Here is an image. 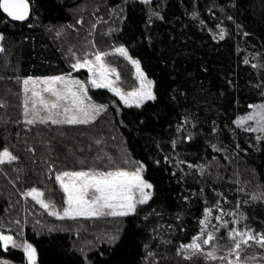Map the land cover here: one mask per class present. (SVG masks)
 I'll list each match as a JSON object with an SVG mask.
<instances>
[{
	"label": "trees",
	"instance_id": "obj_1",
	"mask_svg": "<svg viewBox=\"0 0 264 264\" xmlns=\"http://www.w3.org/2000/svg\"><path fill=\"white\" fill-rule=\"evenodd\" d=\"M29 2L24 23L0 9V151L17 157L0 164L4 235L31 244L35 264H227L220 257L233 229L264 234V136L236 123L264 103V0ZM121 47L153 82L155 100L126 106L94 89L106 106L96 121L27 123L23 80L72 73L97 53H107L122 89L135 88L133 66L115 54ZM141 166L151 198L117 223L61 220L28 195L35 188L62 209L57 175ZM208 233L215 239L203 254L181 248ZM250 242L244 257L264 262V248ZM0 262L31 264L2 241Z\"/></svg>",
	"mask_w": 264,
	"mask_h": 264
},
{
	"label": "snow or ice",
	"instance_id": "obj_2",
	"mask_svg": "<svg viewBox=\"0 0 264 264\" xmlns=\"http://www.w3.org/2000/svg\"><path fill=\"white\" fill-rule=\"evenodd\" d=\"M144 2L149 3L150 0H144ZM0 9L15 21H24L30 14L29 0H0ZM220 38L223 39V34H221ZM2 39L3 37L0 36V40ZM0 51H3V48H0ZM115 51L121 56L128 57V52L123 47L117 48ZM106 55L107 53H97L95 54V63L85 58L82 63L77 61V63L73 64L72 68H87L89 72L93 73L90 81L93 87L109 88L128 106L135 104L139 107L144 100L156 99L151 90L152 82L147 81V78L140 70L139 61L131 59V57L128 58L136 66L141 81L140 90L125 95L119 88L113 87L114 82L108 79L109 69L106 68L103 61V57ZM97 72L99 73V78L96 77ZM40 84H43L44 87L38 90ZM57 85H61V87H57ZM23 86L25 94L31 92V96H26L24 101L25 116L30 111L28 107L29 100L32 101L31 111L34 113L32 118L27 120L28 124H34L36 122L41 124L51 122L54 125L88 124L95 119L96 114H99L106 107L92 103L85 104L86 99L90 100V97H87L85 84L82 81L70 78V75L69 77L56 76L43 80L29 78L23 80ZM42 92L50 93L51 97H54L55 100H46L42 96ZM63 101H70V104L66 106L62 103ZM37 104L42 105L43 110L47 112L46 116L40 115V110L36 108ZM251 107L258 108V113L242 117L236 121L237 125L243 126L248 120H256L257 127L246 130L264 132V104ZM57 109L60 110L56 111ZM257 116L259 117L258 119ZM16 159L17 157L7 149L0 151V164L5 162L11 163ZM142 168L143 166L131 173L123 170L99 173L79 171L64 172L57 175L56 180L59 181L64 193L67 194L65 201L67 206L62 209H57L55 204L45 202V200L41 199L43 193L35 188L28 192V195L36 200L42 208L47 210L49 215L61 220H75L78 217H123L134 213L137 204L147 203L151 198L150 192L146 191V189H151L152 185L143 179L141 175ZM65 178H67V181H65ZM90 191L91 195H89ZM137 192L139 193V198L136 197ZM202 223H206V221H202ZM0 229H2V225H0ZM201 233H204L203 228L201 229ZM229 235L233 241H236L232 248L229 249V255H235L236 257L232 264H240L242 244L248 245L249 241H254L261 248H264V234L254 236L251 231L238 232L233 229ZM237 236L240 237L239 240H236ZM199 239V237H196L192 243L181 245V248L191 250L192 255H196L197 253L203 254L201 243L198 242ZM214 239L215 236L212 233H208L207 239L203 240V244H209ZM0 241L3 242L4 250H7L10 244L13 247L17 246L13 237L11 235H4L2 231H0ZM23 250L27 253L31 264H35L36 249L31 244H24ZM206 255L212 259L217 258L215 251L208 252ZM220 259H227V257H220ZM0 264H6V262H0Z\"/></svg>",
	"mask_w": 264,
	"mask_h": 264
},
{
	"label": "rangeland",
	"instance_id": "obj_3",
	"mask_svg": "<svg viewBox=\"0 0 264 264\" xmlns=\"http://www.w3.org/2000/svg\"><path fill=\"white\" fill-rule=\"evenodd\" d=\"M140 1H142V2H144V0H140ZM150 2H152V0H150ZM149 2V3H150ZM145 3V2H144ZM0 36H1V34H0ZM1 42H2V40H0V48H2V45H1ZM124 48V47H123ZM115 54H118V55H120L118 52H116L115 51ZM125 59H127L128 61H129V63L133 66V69H134V78H135V80H136V84H137V86L135 87V88H133V89H131V90H124V89H122V87H121V78H120V76H119V72H118V70L116 69V68H114V67H112V66H110V65H108L106 62H105V60H104V57H103V61H104V64H105V66H106V68L107 69H109V75H108V79L109 80H111V81H113L114 83H113V87H116V88H119L120 90H121V92L122 93H124L125 95L127 94V93H130V92H133V91H138V90H140V87H141V81H140V78H139V75H138V73H137V70H136V66L131 62V60L128 58V57H130L129 56V54H128V57H125V56H123ZM85 59V58H84ZM88 60H91V61H93L94 63H95V57H93V58H87ZM131 59H133L132 57H131ZM135 60V59H134ZM84 60H82V61H80L81 63L83 62ZM137 61V60H136ZM140 65V64H139ZM140 70L143 72V70H142V68H141V66H140ZM81 71H85L86 72V74H81L80 72ZM143 74L145 75V77L147 78V81H151L147 76H146V74L143 72ZM69 75H70V78H72V79H76V80H79V81H82L84 84H85V87L87 88V97H90V100H88V99H86L85 100V104H89V103H92V104H95V105H100L99 103H97V102H95L92 98H91V96H90V92H91V90H94V89H100V88H96V87H93L92 86V84H91V78L93 77V73L92 72H89L88 70H87V68H79V69H74V71L72 72V73H69V74H65V75H60V76H65V77H69ZM56 77V76H55ZM96 77L97 78H99V73L97 72L96 73ZM48 78H50V77H48ZM29 79V78H28ZM31 79H35V80H43V79H46V78H31ZM152 82V81H151ZM23 82H22V91H23ZM43 87H44V85L43 84H40L39 85V89L38 90H41V89H43ZM57 87H61V85H57ZM103 89H108V90H110L109 88H103ZM75 90V89H74ZM152 92H153V94H154V85H153V82H152ZM111 91V90H110ZM114 95H116L113 91H111ZM23 94H24V99H23V102L25 101V99H26V96H31V92H29V93H27V94H25L24 93V91H23ZM42 96L46 99V100H55V98L54 97H51V95H50V93H45V92H42ZM117 96V95H116ZM118 98H119V100L121 101V103L123 104V105H126L121 99H120V97L119 96H117ZM147 101H149V100H144L141 104H140V106L143 104V103H145V102H147ZM64 105H69L70 104V101H63L62 102ZM264 104V103H263ZM259 105H261V104H258V105H255V106H259ZM126 106H128V105H126ZM132 106H136L135 104H132ZM23 107H24V105H23ZM28 107H29V109H30V111H29V113L28 114H30L28 117H29V119H31L32 118V116H33V112L31 111V109H32V101L31 100H29V102H28ZM36 108L37 109H39L40 110V115L41 116H46L47 115V112L46 111H44L43 110V108H42V105H39V104H37L36 105ZM60 109H57L56 111H59ZM105 110V108L104 109H102L100 112H99V114H96L95 115V119L94 120H92L90 123H92V122H94V121H96L97 120V118L100 116V114L103 112ZM25 111V110H24ZM258 108H254V107H252V111H251V113L250 114H253V113H258ZM247 117V116H246ZM62 118V117H61ZM259 117L257 116V119H258ZM89 124V123H88ZM245 125H248V126H250L251 128H255V127H257V121L256 120H248V121H246L245 123H244ZM258 132V131H257ZM263 136H264V132H261V131H259ZM110 171H117V170H110ZM123 171H127V172H129V173H131V172H134V171H136V170H134V171H130V170H123ZM85 172H92V171H85ZM99 172H101V171H99ZM99 172H97V173H99ZM104 172H108V171H104ZM141 175H142V177H143V169H142V171H141ZM143 179H144V177H143ZM145 180V179H144ZM65 181H67V178H65ZM147 182V181H146ZM148 183V182H147ZM39 191V190H38ZM146 191H148V192H150V194H152V188L151 189H146ZM39 192H41V191H39ZM89 195H91V191L89 192ZM30 198H32L31 196H29ZM136 197L137 198H139V193L137 192L136 193ZM67 198V194L65 193V199ZM33 199V198H32ZM41 199H43V196L41 197ZM34 200V199H33ZM44 200V199H43ZM35 202H36V200H34ZM66 201V200H65ZM149 201V200H148ZM147 201V202H148ZM37 203V202H36ZM38 204V203H37ZM39 205V204H38ZM140 205H142V204H137V207L138 206H140ZM40 206V205H39ZM67 205L65 204V206L64 207H66ZM41 207V206H40ZM137 207H136V209H137ZM131 214H133V213H130L129 215H131ZM55 217V216H54ZM109 217H111V216H109ZM55 218H57V217H55ZM98 218H100V217H98ZM112 219H113V223H117V221L115 220V218H118L117 220H119L120 218L122 219V217H111ZM77 219H82V220H85V219H91V218H84V217H78ZM92 219H94V218H92ZM63 220H66V219H63ZM67 220H72V219H67ZM72 224H75V223H73L74 221H70ZM225 224L226 223H222V225L221 226H225ZM69 227V226H68ZM107 228H110V227H107ZM69 229V228H68ZM200 239H199V241L198 242H200L201 243V247H202V249H203V247H204V245H206V244H203V240L204 239H207V238H204V239H201V237H199ZM240 239V237H236V240H239ZM230 240H231V242H230V245H228L226 248H227V252L228 253H226V254H224L225 256L224 257H227V259H224V261L225 262H227V264H232V262H234L235 261V259H236V257H235V255H229V249H231L232 248V246H233V244L236 242V241H233L232 239H231V237H230ZM16 242V247H13L11 244H10V246H12L13 248H20V249H22L23 250V246H24V244L25 243H21V242H18V241H15ZM255 246H256V243H253ZM209 244H207V246H208ZM249 245H252L251 244V242L249 241V244L248 245H241V252H240V264H258V263H261V264H264V262H262V257L260 256V255H257V253L254 255H252V256H249V257H251L252 259H250L249 257H244L245 256V254L243 253V251H244V248H245V246H249ZM258 245V244H257ZM205 249V248H204ZM24 251V250H23ZM186 251H191V250H186ZM25 252V251H24ZM26 253V252H25ZM26 256H27V259H28V255H27V253H26ZM263 256V255H262ZM28 261H29V259H28ZM29 262H31V261H29Z\"/></svg>",
	"mask_w": 264,
	"mask_h": 264
},
{
	"label": "water",
	"instance_id": "obj_4",
	"mask_svg": "<svg viewBox=\"0 0 264 264\" xmlns=\"http://www.w3.org/2000/svg\"><path fill=\"white\" fill-rule=\"evenodd\" d=\"M29 5H30V14H29L28 18H27L26 20H24V21H15V20H13L11 17H8L6 13H4V12H3V13L9 18V20H11V21H13V22L24 23V22H26V21L30 18L31 13H32V7H31L30 2H29ZM2 11H3V10H2Z\"/></svg>",
	"mask_w": 264,
	"mask_h": 264
}]
</instances>
